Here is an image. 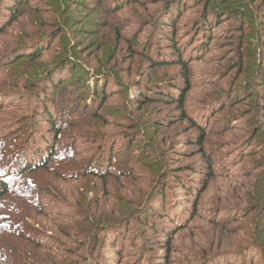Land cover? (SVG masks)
I'll use <instances>...</instances> for the list:
<instances>
[{
    "label": "trees",
    "instance_id": "trees-1",
    "mask_svg": "<svg viewBox=\"0 0 264 264\" xmlns=\"http://www.w3.org/2000/svg\"><path fill=\"white\" fill-rule=\"evenodd\" d=\"M186 10L193 15L183 21ZM42 24L52 28L45 39L38 38ZM213 24L228 52L222 60L239 57L232 70L216 67L233 87L190 109V63L206 49ZM9 30L13 38L0 44V94L26 90L35 102L15 129L0 133V264H129L123 257L131 247L139 257L131 264H157L154 249L166 251L162 264H170V253L182 252L170 240L190 230L207 187L231 175L229 158L237 154L242 181L229 193L252 191L256 202L239 216L216 210L209 224L220 237H244L231 253L242 249L245 257L252 247L264 264V0H0V39ZM52 49L60 59L48 71L39 60ZM86 52L94 63L78 64ZM120 70L136 73L134 88ZM143 107L150 108L144 116L161 115L145 122L135 112ZM235 114L246 136L223 143ZM167 138L184 153L174 148L165 157ZM67 181H77L81 194L64 219L69 213L57 201L69 202L61 191ZM129 190L139 199H126ZM181 196L190 208L169 199ZM110 201L118 217L93 211ZM78 248L85 249L81 260H55L53 252L68 258Z\"/></svg>",
    "mask_w": 264,
    "mask_h": 264
},
{
    "label": "rangeland",
    "instance_id": "rangeland-1",
    "mask_svg": "<svg viewBox=\"0 0 264 264\" xmlns=\"http://www.w3.org/2000/svg\"><path fill=\"white\" fill-rule=\"evenodd\" d=\"M191 10H186L185 17L183 18V21H185L188 16H192ZM54 17V16H52ZM55 17L57 19L59 18V15L55 14ZM46 21H54L51 17H47ZM52 31V28L49 24H42L38 27V33L39 39H45L46 36ZM209 31H212L207 34L206 41H205V48L202 52V54L199 56L197 60H193L190 65H192L193 70V76L192 79L194 81V86L192 85V89L190 90L189 94L187 95V103L186 106L190 109H194L199 107L204 101H206L205 97L208 93L217 91L218 88L222 89L223 91L229 90L233 87V84L228 85L224 82V79H221V74H219L216 71V67H225L227 69H231L229 64L236 63L239 60L238 56L233 57V59L228 62L227 59H223V55L227 56L228 52L224 53L222 52V49L219 47V44L215 41V39L221 35L222 30L221 26H216L213 24ZM179 35L183 33L182 27L179 28ZM37 34L32 35L28 40H32L33 37H35ZM13 38V33L11 30H9L8 35L6 38L0 39V44L3 40H9ZM185 40H188L186 38ZM185 40H182V43L185 44ZM24 43V42H23ZM246 45V43L244 44ZM245 47V46H244ZM242 48V53L244 55L245 48ZM192 53V52H191ZM258 53V52H257ZM256 53V54H257ZM88 52L81 53V58H78L77 61L78 64L88 63L93 64L94 61L86 57ZM194 54V52L192 53ZM258 58V55H256ZM67 55H62L61 62L66 59ZM59 57L57 55V51H54L53 49L50 50V53L44 56L39 61L46 62L45 69L51 70L54 68L55 64L59 61ZM221 61V62H220ZM220 62V63H219ZM83 65V64H82ZM146 65V64H145ZM144 65L142 64L141 67L137 70H140ZM136 65L134 66V69L136 70ZM233 69V68H232ZM231 69V70H232ZM47 71H40L38 75H41L42 77H45V73ZM147 70L145 71V73ZM120 74L123 77L125 83H127L130 88H134L135 83L134 80L137 78L136 73L132 72L130 74H125L124 70H120ZM140 80V77H138ZM154 77H152L147 83H150ZM5 93L0 94V133L1 132H9L17 127L16 125V118L29 114L32 106L33 101L35 102L34 95H31L26 90H20V89H13V90H7L4 91ZM141 95L142 90L137 92ZM150 108L143 107L141 110H136L135 112H138L137 115L145 122L153 120L157 115H161L158 112H154L153 110H150L149 113H147L144 116L145 112H148ZM124 113V112H123ZM230 124L228 125L226 132L223 136V143H233V142H240L243 143V138L246 136V132L244 129L243 124V118L240 116V114H235L234 116H231ZM115 131L114 126H108L107 132ZM156 141V144L162 140ZM171 139L167 138L165 143L161 144V150L163 151L165 157H170L173 155L174 148L178 150V153L183 154V150L180 148L179 145H177V141L175 144L170 146ZM236 145H239L238 143ZM223 150V149H222ZM231 151V149L225 150V153H228ZM240 155H234L231 158H229V165L231 166V175L228 178L217 180L213 182L212 184H209L207 187L206 192L201 198V202L197 206L196 214L198 215L194 221L190 222L189 225L191 226L190 230L188 232L182 233V234H176L174 235L173 239L170 240L169 245L171 247H174L177 250H181V253L171 252L169 259L170 264H201L206 263L208 260L216 259V258H222L218 261H216L214 264H263V259L260 258L258 252L250 247L249 244L246 248H248L246 256L241 257L242 249L238 252L231 253V248L233 249H240L245 245V242L247 241L244 239L243 236L238 237H220L219 233L212 230L211 225L209 224V221L213 219L214 211L218 210L217 214L219 217L223 216V212H227L228 209H234L237 213V216H239L241 208H247L251 209L253 207V204L256 202V197L252 196V191L247 192L243 196H233L229 192L232 191V187H234L235 183L242 181V174L244 169L238 164L235 165L239 161ZM175 159L179 160V157H175ZM171 165V163H169ZM178 176V175H177ZM150 178V177H149ZM176 180V179H175ZM182 180V179H181ZM183 181V180H182ZM186 185H191L190 181H183ZM77 185V186H76ZM78 188V189H77ZM81 186L77 184V181H70V182H62L61 184V191L62 196L66 198L69 202H63L61 200L57 201V204L60 206H63L67 213L73 210V208H69L71 204L75 201L76 198L80 197L81 194ZM127 196L126 199L130 201H136L139 199V193L133 190H129L126 192ZM172 195V192L169 191V196ZM125 199V200H126ZM172 204H175L176 202L183 203L186 202L184 205L188 206V208L191 207V201L189 202L188 199H186L184 196H181L179 199H176L174 197L169 198ZM114 202L104 203L103 205L93 208V211L97 214L100 213H106L110 216L118 217V212L114 209L113 206ZM65 210H61L62 212H65ZM59 210H55L54 213L58 212ZM183 213L182 210L179 211V213ZM69 216L65 217L64 219H69L73 214L69 213ZM66 221H73V219L66 220ZM130 235V234H129ZM138 242V240L135 241V244ZM86 248V247H85ZM100 251H102L101 246L99 247ZM217 250L220 251H228L226 256L223 257H215V253ZM85 253V249H76L75 252H73L71 255L62 254V253H56L53 252L55 255V260L57 262H64L67 259H77L81 260L82 256ZM126 255L123 257L124 261H128L129 264L136 261L139 257L135 255L136 248L131 247V249L126 250ZM152 256L154 257L153 261L157 264H162V262L165 259L166 251L164 250H153ZM116 259L112 260L111 262H105L107 264H114L112 262H115ZM145 264V263H141Z\"/></svg>",
    "mask_w": 264,
    "mask_h": 264
}]
</instances>
